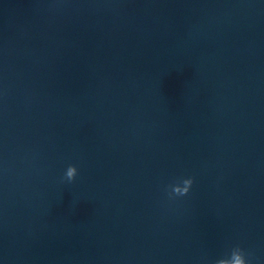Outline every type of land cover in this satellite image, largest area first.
<instances>
[{
    "label": "water",
    "instance_id": "95a60500",
    "mask_svg": "<svg viewBox=\"0 0 264 264\" xmlns=\"http://www.w3.org/2000/svg\"><path fill=\"white\" fill-rule=\"evenodd\" d=\"M237 247L264 264V0H0V264Z\"/></svg>",
    "mask_w": 264,
    "mask_h": 264
},
{
    "label": "clouds",
    "instance_id": "9594fccd",
    "mask_svg": "<svg viewBox=\"0 0 264 264\" xmlns=\"http://www.w3.org/2000/svg\"><path fill=\"white\" fill-rule=\"evenodd\" d=\"M78 169L75 165H70L65 174V178L68 181H74L77 177ZM194 183V180L192 178L184 179L182 184H176L173 186H170L172 188V191L170 195H176V196H185L187 195L191 187ZM216 264H247L246 257L244 251L237 247L233 249L231 252L230 258H224L220 259L216 262Z\"/></svg>",
    "mask_w": 264,
    "mask_h": 264
}]
</instances>
